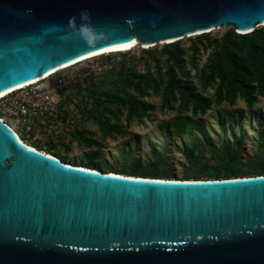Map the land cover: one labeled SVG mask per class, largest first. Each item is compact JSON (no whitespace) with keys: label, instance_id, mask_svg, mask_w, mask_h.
I'll return each instance as SVG.
<instances>
[{"label":"water","instance_id":"1","mask_svg":"<svg viewBox=\"0 0 264 264\" xmlns=\"http://www.w3.org/2000/svg\"><path fill=\"white\" fill-rule=\"evenodd\" d=\"M263 20L264 0H0V93L101 48ZM0 264H264V174L90 170L20 144L0 120Z\"/></svg>","mask_w":264,"mask_h":264},{"label":"rangeland","instance_id":"2","mask_svg":"<svg viewBox=\"0 0 264 264\" xmlns=\"http://www.w3.org/2000/svg\"><path fill=\"white\" fill-rule=\"evenodd\" d=\"M241 34L219 27L173 41L177 47L158 42L101 53L0 99V117L25 143L104 172L214 179L228 177L231 163L238 176L264 172L263 68L252 52L264 45V25ZM232 57L252 73L253 102L239 91L232 101L225 96ZM170 76L209 105L194 111L177 90L165 105Z\"/></svg>","mask_w":264,"mask_h":264},{"label":"trees","instance_id":"3","mask_svg":"<svg viewBox=\"0 0 264 264\" xmlns=\"http://www.w3.org/2000/svg\"><path fill=\"white\" fill-rule=\"evenodd\" d=\"M245 34L246 33H243L241 35H245ZM171 46L177 47V43L171 42ZM252 52L259 55V58L261 60L263 69L261 70V73H260V79L258 81V88L262 91L264 90V45H262V43L253 44ZM230 62H231V76H230V81L228 82L226 86L225 96L230 101H232L235 97L236 92L239 91L241 96L247 102H253L255 100V94H253V92L256 89V85L251 82L252 73L249 71L248 67L245 64L239 61L237 57H232ZM174 90L179 91L182 95H186L190 100L193 101L192 108L194 111H196L197 109H203L209 105L205 97L201 96L200 94H196L194 92V87L192 85L186 83L184 80L177 78L175 76H170L164 87L162 101L165 105L170 106L171 99L174 97ZM137 107L139 108L140 106L137 105ZM232 155L235 156V153L232 152ZM227 166L229 167L228 175H227L228 177H222V178L245 176V175L238 176L236 169L233 166V163L228 164ZM86 168H90V167H86ZM90 169H93V168H90ZM255 173L264 174V172L262 171H258ZM247 176H250V175H247ZM153 178H161V177H153Z\"/></svg>","mask_w":264,"mask_h":264},{"label":"bare ground","instance_id":"4","mask_svg":"<svg viewBox=\"0 0 264 264\" xmlns=\"http://www.w3.org/2000/svg\"><path fill=\"white\" fill-rule=\"evenodd\" d=\"M261 25L263 27L264 25V20L261 22ZM251 29L249 30H245V31H241V32H248L250 31ZM172 40L174 39H166L162 42H172ZM136 44H139L136 40H134L133 42H131L130 44H127V45H121V46H116V47H111V48H105V49H102L101 50H97V51H93V52H90V53H87V54H84V55H81V56H78L74 59H71L65 63H62L52 69H50L47 73H45L44 75L38 77V78H35V79H32L30 81H27V82H24V83H21L19 85H16L14 86L13 88H10V89H7L6 91H3L0 93V98L8 95L9 93L13 92V91H16L17 89H21V88H24L26 86H30V85H33V84H36L37 82H41L42 80L48 78V77H51V75H53L54 73L60 71V70H63L64 68H67L77 62H80V61H83V60H86L88 58H92V57H95L97 55H100L101 53H107V52H112V51H123V50H128V49H131L134 45ZM151 45V44H150ZM149 44H145V45H142V46H150ZM0 120L2 122H4L11 130L12 132L14 133L16 139L19 141L20 144H23L24 146L28 147V148H31L33 150H36L38 152H42V153H46V155L48 156H51L53 158H56L57 160H60L58 157H55L54 155L50 154L49 152H46V151H43V150H40L38 148H36L35 146L33 145H30V144H27L25 143L21 138L20 136L18 135V133L15 131V129L10 126L8 123H6L4 121L3 118L0 117ZM67 164H71V165H75V164H72V163H68L66 162ZM75 166H79V167H82V168H86L84 166H81V165H75ZM87 169H90V168H87ZM90 170H95V171H98L97 169H90ZM107 173H111V174H116V175H123V176H133V177H141V178H153V177H144V176H139V175H129V174H123V173H119V172H115V171H106ZM154 179H167V180H183V179H175V178H154Z\"/></svg>","mask_w":264,"mask_h":264},{"label":"built area","instance_id":"5","mask_svg":"<svg viewBox=\"0 0 264 264\" xmlns=\"http://www.w3.org/2000/svg\"><path fill=\"white\" fill-rule=\"evenodd\" d=\"M27 87V86H26ZM25 88V87H24ZM22 89V88H21ZM18 90V89H17ZM14 92V91H13ZM12 93V92H11ZM10 94V93H9ZM7 96V95H6ZM5 97V96H4ZM4 97H2V98H4ZM2 98H0V99H2Z\"/></svg>","mask_w":264,"mask_h":264}]
</instances>
